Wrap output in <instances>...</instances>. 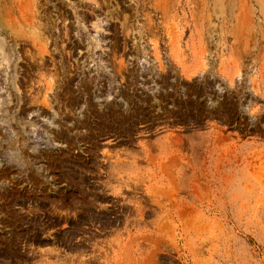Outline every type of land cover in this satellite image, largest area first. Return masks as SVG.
<instances>
[{"label": "rangeland", "instance_id": "rangeland-1", "mask_svg": "<svg viewBox=\"0 0 264 264\" xmlns=\"http://www.w3.org/2000/svg\"><path fill=\"white\" fill-rule=\"evenodd\" d=\"M25 15L0 0V264H264V0Z\"/></svg>", "mask_w": 264, "mask_h": 264}, {"label": "bare ground", "instance_id": "bare-ground-1", "mask_svg": "<svg viewBox=\"0 0 264 264\" xmlns=\"http://www.w3.org/2000/svg\"><path fill=\"white\" fill-rule=\"evenodd\" d=\"M13 1L15 3V8H17V10H19V12L22 16V20L27 21L28 18L26 17L25 12H26L27 5H28L30 0H13ZM6 15L11 16V12L9 10H7ZM29 22H32V20H30ZM0 39H3V38L0 36ZM3 43L4 42L0 41V49L2 48ZM1 52L4 53L3 48H2ZM9 58H10V56H9Z\"/></svg>", "mask_w": 264, "mask_h": 264}]
</instances>
